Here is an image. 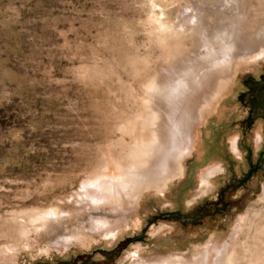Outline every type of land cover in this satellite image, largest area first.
Masks as SVG:
<instances>
[{"label":"rangeland","instance_id":"obj_1","mask_svg":"<svg viewBox=\"0 0 264 264\" xmlns=\"http://www.w3.org/2000/svg\"><path fill=\"white\" fill-rule=\"evenodd\" d=\"M184 19H198L207 38L245 47L264 37V0H0V264H131L137 255L191 257L208 246L211 264L236 224L234 264L262 251L264 119L249 121L243 98L246 82L264 74V53L227 67L228 78L195 110L193 144L165 186L143 189L125 212L75 202L84 179L102 166L115 172L117 159L151 135L142 122L146 83L165 68L174 73L161 29ZM186 33L179 58L204 50ZM51 207L64 214L56 229L29 224L19 235L15 215ZM105 214L122 221L109 236L92 225ZM76 231L81 240L54 246Z\"/></svg>","mask_w":264,"mask_h":264},{"label":"bare ground","instance_id":"obj_2","mask_svg":"<svg viewBox=\"0 0 264 264\" xmlns=\"http://www.w3.org/2000/svg\"><path fill=\"white\" fill-rule=\"evenodd\" d=\"M237 13L234 17L239 15V12ZM190 22L189 19H184L178 28L161 29L163 43L168 47L169 59L172 57V60H175L169 67L170 71L173 70L177 74L169 75L167 73L169 69L165 68L159 72L166 73L161 79L158 78V75H154L146 83L145 91L148 97L145 98V102L143 101L146 112L142 122L150 125L151 135L147 139L138 141V144L135 143L137 144V147L134 145L136 148H129L117 159L115 172L111 173L108 171V166H102L99 172L84 179L80 190L76 193L75 202L81 204L87 202V205L92 202L96 205H93V210L98 209L101 205H107L112 213L125 212L128 209L125 205L135 201L143 189H161L165 186L167 181L179 172L181 159L189 152V147L193 144V137L188 136L187 127L191 122L195 123V110H200L206 105L207 97L211 95L215 86L220 82H225V78H228L226 77L227 67L232 68L237 60L250 55L264 53V37L249 38L245 47L238 48L226 36L214 34L207 38L201 32L198 19L193 24ZM181 30L186 31L187 36L190 35L194 38V41L192 38V42L195 48L202 47L204 50H200L199 54H194L193 57L188 55L184 56L185 58H179L181 48L186 45L181 39ZM180 65L183 66L182 72L178 70L181 69ZM167 137L169 138L165 142L167 145L164 148L162 141L163 139L167 140ZM235 143L233 141L234 146ZM234 149L236 150V147ZM216 171L217 168L208 170L203 175L202 182L209 183L211 175ZM59 212L51 207L15 215L16 229L20 236H25L30 231L29 224H32L38 231L49 234L60 223L58 219L60 214L61 217H64V214ZM107 216L109 218H106ZM111 217L112 215L106 214L103 217H94L92 221L94 232L111 235L116 226L122 222L120 219L111 220ZM63 219L65 218H62V221ZM238 226L236 224L230 238L217 247L211 264H234V260L238 259L239 251H237L234 240V233H237L235 231L238 230ZM258 229L259 234L263 237L261 240V248H263L264 225ZM81 237L83 238L82 234L78 235L76 231L64 237L62 242H54V246H64L72 240H81ZM210 247L203 248L191 257L140 258L137 255L131 264H207L213 252ZM262 256H264V248L262 251L254 250L248 264H262Z\"/></svg>","mask_w":264,"mask_h":264},{"label":"flooded vegetation","instance_id":"obj_3","mask_svg":"<svg viewBox=\"0 0 264 264\" xmlns=\"http://www.w3.org/2000/svg\"><path fill=\"white\" fill-rule=\"evenodd\" d=\"M247 84V91L244 94V103L249 109V121L253 118L264 119V74L257 79L253 78ZM237 148V144L235 143ZM177 217V216H175ZM66 264H92V261H65Z\"/></svg>","mask_w":264,"mask_h":264},{"label":"water","instance_id":"obj_4","mask_svg":"<svg viewBox=\"0 0 264 264\" xmlns=\"http://www.w3.org/2000/svg\"><path fill=\"white\" fill-rule=\"evenodd\" d=\"M172 215L177 216L183 222H186V221L194 222L196 219V217H194V216H185L184 214H180L177 212H172Z\"/></svg>","mask_w":264,"mask_h":264}]
</instances>
